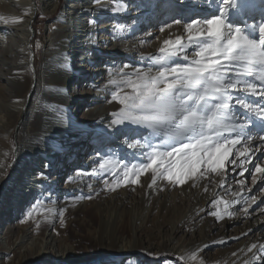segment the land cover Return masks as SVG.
Returning <instances> with one entry per match:
<instances>
[{
  "label": "bare ground",
  "instance_id": "bare-ground-1",
  "mask_svg": "<svg viewBox=\"0 0 264 264\" xmlns=\"http://www.w3.org/2000/svg\"><path fill=\"white\" fill-rule=\"evenodd\" d=\"M146 1L147 9L137 11L135 5L142 8V4L136 0H70L58 18L47 22L43 33L40 25L37 29L33 26L39 14L37 0H0V17H3L0 20V264H34L38 260L40 264H155L149 263L140 251L151 255L170 252L178 256L174 262L158 264L258 262L264 241L252 242L250 236L256 235L263 223L258 217L251 219L254 208L244 209L234 219L227 217L221 223L207 222L209 225L195 240L177 242L173 236L184 223L193 226L205 215L215 190L241 175L244 165L235 157L232 158L235 164L226 165V177L221 174L217 180L201 168L182 185L161 178L153 183L151 171L140 175L136 184L112 183L113 179L122 180L126 166L145 163L159 138L138 125L113 123L120 119L122 105L113 99L115 88L109 81L118 76L106 78L100 86H95L101 91L92 93L94 79L91 83L82 81L85 74L82 72L87 67L88 72H95V78H99L112 70L98 64L99 61L136 62L146 54L153 57L159 55L165 39L180 36L183 26L176 25L173 17L165 18L181 14L186 9L184 0H172L168 4H164L166 0ZM41 2L45 15L39 14L38 22L53 17L62 5V0ZM133 10L137 17L131 27L121 29L118 36L101 48L98 40L101 32L111 25L119 26L118 21L129 17ZM14 19L19 22L13 23ZM157 20L161 24L157 26L156 44L139 47L136 26L158 23ZM169 24L171 28L167 27ZM134 40L137 46H132ZM183 41L187 42V35ZM132 69L125 71L131 73ZM80 80L83 87H75ZM66 90H71L69 97L64 94ZM91 93L95 104L87 106L82 115L77 114L76 120L75 110L80 105L82 108L84 99ZM17 125L19 147L14 151L11 137ZM107 132H112L119 146L107 141ZM91 134L95 141L90 140ZM261 136L254 135L252 140L264 143ZM102 144L105 145L100 147ZM13 155L15 162L10 175L3 180ZM105 161H108L107 170H102L100 164ZM209 181H213V187L209 194H204L203 187ZM137 189L139 193H135ZM134 194L133 198L137 199L131 200L133 210L129 211L125 208L130 202L127 197ZM168 201L174 204L172 208L178 201L188 204L178 219L173 218L175 209L168 210ZM239 222L243 223L240 230L230 234L229 225ZM86 227L92 230L87 231ZM129 231L138 233L137 239L122 237L121 234ZM155 231L158 243L150 239ZM230 239L236 241L231 252H222ZM94 246L118 255L101 257L88 253ZM212 254L216 256L209 261Z\"/></svg>",
  "mask_w": 264,
  "mask_h": 264
},
{
  "label": "snow or ice",
  "instance_id": "snow-or-ice-1",
  "mask_svg": "<svg viewBox=\"0 0 264 264\" xmlns=\"http://www.w3.org/2000/svg\"><path fill=\"white\" fill-rule=\"evenodd\" d=\"M206 6L210 11L200 19L174 20L187 33L186 43L180 36L165 39L159 55L148 58L151 66L146 70L129 73V65H123L118 78L109 81L115 88L113 99L122 105L120 119L113 123L138 125L159 138L145 163L126 166L122 180L112 183L136 184L140 175L151 171L153 183L161 178L182 185L201 168L226 177V165L236 163L230 159L234 146L253 139L249 130L257 121L264 131V105L249 99H264V23L257 39L246 24L237 26L232 20L229 10L240 11V0H206ZM246 152L237 153L245 157L241 165L250 162ZM107 163L100 168L107 170ZM255 173L264 180V167L258 163Z\"/></svg>",
  "mask_w": 264,
  "mask_h": 264
},
{
  "label": "rangeland",
  "instance_id": "rangeland-1",
  "mask_svg": "<svg viewBox=\"0 0 264 264\" xmlns=\"http://www.w3.org/2000/svg\"><path fill=\"white\" fill-rule=\"evenodd\" d=\"M138 2H140L142 4V8L137 7V4L135 5L136 10L140 11V9H147L145 8V6L147 5V1L145 2V0H136ZM69 2L70 0H62V5L59 7V9L56 11L55 14H53V17H48L46 18L44 21L42 22H38L37 19H39L41 13H43V5L41 0H37V10H38V15L35 18V21L33 23L34 28L37 29V26L40 25L41 29L44 33L45 31V27L47 22L50 21H54L56 18H58L61 15V12L64 11L67 6H69ZM172 2V0H166V2L164 1V4H168ZM240 3L243 5L242 9L240 11H232L231 9L230 14L232 17L233 22L237 25V26H241L243 27L245 24L248 26V30L249 32L255 36L257 39L259 38V25L261 23H264V0H240ZM184 6H185V10L181 13V14H174L171 15L170 17H167L165 19H170V18H174V19H181L184 21H187L189 19H200L206 15H208V12L210 11L209 8H207L206 6V0H184ZM152 7V6H151ZM134 11H131L129 17H126L120 21H118V25L119 26H109L106 27L105 31L101 32V36L98 38V40H100V47L102 48L105 45H108L110 43V41L112 39H114L116 36H118V33L120 32L121 29H124L126 27H131V24L134 22L135 18L137 17L134 16ZM133 13V14H132ZM43 15H45L43 13ZM163 15V13L161 14ZM134 16V17H133ZM164 19V20H165ZM157 22H150L147 23L145 25L140 24L139 26H136L137 28V32L135 35L140 36V38L138 39L139 41H141V43L139 44V47H152L154 44H156V38L158 36V29L157 26H159L158 24H161V20H157ZM163 22V21H162ZM42 23V24H41ZM110 22H108L109 25ZM121 23V24H120ZM107 25V26H108ZM121 26V27H120ZM255 26V27H253ZM123 27V28H122ZM135 28V29H136ZM180 32V36L182 37V39L186 38L187 33H184V28L182 27V29L179 31ZM44 41V38L43 40ZM132 46H137V40H134L132 42ZM43 52V47L39 50L38 52V57L41 56ZM148 54L145 55V57H143L142 60L140 61H136L133 62L132 60H127V59H114V60H108V62L106 63V61H99L98 64H100L103 67H108L109 69L111 68L112 70H109L107 72L102 73V75H100L99 78H95V72H88L87 67L84 68V72L85 73L84 76L82 77V81L85 79L88 82H93L94 79V83H92V86L90 88H92V93L95 91L100 92L101 89H96L95 86H100L105 80L106 78H110L113 76H117V72L118 69L121 68V66L124 65H129L128 68H133L132 70L135 69H139V70H146L149 66H151V61L148 59L151 56H147ZM192 50H189V60L192 59ZM111 61V63H110ZM107 75H104L106 74ZM90 74V75H89ZM103 78V79H102ZM105 78V79H104ZM78 81L76 82L75 87H83L82 85V81ZM254 83H258V81L253 80ZM85 83V82H84ZM94 86V87H93ZM63 90L61 89L60 93L63 94ZM71 93V90L67 92V90L65 91V95L66 97H69V94ZM92 93L90 96H87L84 99V103H82V108L81 105L79 106L78 109L75 110L76 113V120L77 118H79L77 116V114L80 116L83 113L86 112V108L87 106H92L95 103H93L92 101ZM33 95L29 96V99L32 98ZM250 100L252 101H258L259 104L264 105V99L258 98L256 96H251L249 97ZM90 100V101H89ZM76 101V100H75ZM88 101V103L86 104L85 102ZM77 102V101H76ZM75 102V103H76ZM28 104V101H27ZM26 104V105H27ZM82 110H81V109ZM80 109V110H79ZM237 112L242 113V114H246L244 113L243 109L237 108L236 109ZM254 120H256L255 117H253ZM238 122H243V121H238ZM102 123V122H100ZM82 124V123H81ZM84 124V123H83ZM108 125H111L110 122H108ZM17 126H15L13 133H12V137H11V144L14 145L13 149L14 151L17 149V147H19V144L16 143V132H17ZM249 135L254 136V135H262L264 136V131H261L259 125H258V121H257V126L254 128H250L249 130ZM106 136H108V140L107 141H111L114 142L113 145L114 147L119 146V144H117V138L114 137V135L112 134V132H107ZM90 140L95 141L96 137H94V134L90 135ZM116 141V143H115ZM253 142V143H252ZM105 143V142H104ZM119 143V140H118ZM263 141H243L240 144H237L234 146L233 148V154L232 156H230V159L232 158H236L238 159V161L240 162L241 160H244L245 157L244 156H239L237 155V153L241 152V151H245L247 149L246 152V156L250 158V162L246 165L243 166V169H248L243 171V175H239L238 178L235 179V181H227L225 183V185L223 186V188L217 189L215 190V197L212 198V204L206 208L205 211V215L200 218L199 220H197L195 222V224L193 226H191V223H184L185 226L181 227L180 232H176L173 234L175 240L177 242H182L185 240H195L197 238H199L202 234V232L205 231L207 225H209L211 222H217V223H221L222 220L228 219L227 217L234 219L236 216H238L239 214H241L243 212L244 209H249V208H254V216L251 218H255L258 217V219H260V221H262L263 225L262 227L259 229L258 233L252 234L250 236V241L252 240V242L258 240L264 241V180L260 179L261 174L260 173H255V165L258 163L261 167H264V146H263ZM260 144V146H259ZM105 144L100 145L104 146ZM24 147V144H23ZM87 154V153H86ZM84 157H82L80 159V162H83ZM15 162V155H13L11 157V159L9 160V162L7 163V172L6 175L4 177L3 180H6L9 175H10V171L12 169V166ZM213 174V178L217 180V177L219 178L221 175H217L215 173ZM256 179V183H253V179ZM212 178V179H213ZM242 182V183H241ZM62 184L64 185L65 183L62 182ZM213 181H209L208 184H205L203 187V192L208 193L210 189L213 187ZM229 185V186H228ZM67 188V187H66ZM140 189H137L135 193H139ZM133 194V192H131ZM134 195H130L127 197V201H130L127 203V205L125 206V208L127 210H133V207L131 206V200L134 199L136 200L137 197L133 198ZM255 198L254 200L252 198ZM57 197H54V199H56ZM61 197H58V199L56 200H60ZM227 202V204H225L224 202ZM176 207L172 208L174 206L173 203L168 201V210H172L175 209V214L176 216L173 217L174 219H178L176 217L180 216V213L182 210H184L187 207V203L184 201H178L175 202ZM137 208V207H136ZM228 208V210H226ZM220 215V216H219ZM227 215V216H226ZM17 217V215H16ZM88 218V217H87ZM170 219V218H168ZM217 220V221H216ZM9 222V221H8ZM209 222V224L207 223ZM207 223V224H206ZM187 225V226H186ZM243 223L239 222V223H235L234 225L230 224L229 228H230V234H234L235 232H238L240 230V228L242 227ZM95 226H96V221H95ZM203 226V228H202ZM189 227V228H188ZM87 231L88 229L92 230V228H88L86 227ZM75 230L77 229V227L74 228ZM192 230V231H191ZM236 230V231H235ZM157 231L152 232L153 236L150 238L152 242L154 243H158L159 241V236H157ZM200 232V233H199ZM140 233V232H139ZM147 233V232H146ZM146 233H143V235H146ZM120 235V234H118ZM123 238L131 239V240H135L137 239L138 233L136 232H128V233H124L121 234ZM198 236V237H197ZM231 241H227L226 242V246L223 247L224 250L222 252H227L228 254L231 252L232 248H233V244H235V240L230 239ZM135 242L136 241H132ZM84 245H86V241L84 243ZM88 253H93V254H98L101 255V257H105V256H116L118 255L115 252H110V249H102L99 250L97 249L96 246H94L93 248L88 249L87 250ZM249 251V250H248ZM246 251V252H248ZM145 259L148 260L149 263H162L164 261H170V262H174L178 259V256H176L174 253H165V252H160L157 253L156 255H151L147 252L144 251H140ZM243 255V253H241V256ZM216 256V254H212V258H210L209 261H213V258ZM264 256V248L262 249V251L259 254V257ZM207 261V260H204ZM41 260L36 261L34 264H40ZM184 264H192V263H184ZM254 264H264V259H258L257 263Z\"/></svg>",
  "mask_w": 264,
  "mask_h": 264
}]
</instances>
